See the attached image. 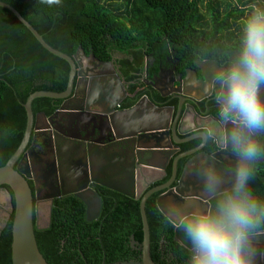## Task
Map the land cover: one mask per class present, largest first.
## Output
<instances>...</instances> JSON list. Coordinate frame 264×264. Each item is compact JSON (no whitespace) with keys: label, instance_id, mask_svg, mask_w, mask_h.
Wrapping results in <instances>:
<instances>
[{"label":"trees","instance_id":"16d2710c","mask_svg":"<svg viewBox=\"0 0 264 264\" xmlns=\"http://www.w3.org/2000/svg\"><path fill=\"white\" fill-rule=\"evenodd\" d=\"M1 1L12 6L48 45L68 56L78 47L101 61L116 53V65L126 81L143 71L145 57H163L169 47L191 65L194 58L211 60L213 51L233 45L238 38L249 7L238 4L264 5L257 0H237V4L232 0H61L49 7L41 0ZM69 69L66 61L44 49L12 12L0 6V167L21 142L27 97L35 91H64ZM134 89L129 85L128 93ZM137 96L124 105L133 104ZM60 103L38 97L31 109L34 115L42 112L48 117ZM211 113L215 114L214 106ZM196 146L193 140L180 148L185 152ZM185 161H179L177 177ZM251 186L264 197V161L257 165ZM156 197L151 195L145 203L150 256L156 264H186L188 245L181 233L178 239L179 232L162 222ZM101 205L98 218L87 221L85 206L77 197L54 198L48 227L34 226L38 249L49 264L140 261V250L130 244V236L138 247L143 239L139 199L110 191L102 195ZM12 217L13 213L0 231V264H11Z\"/></svg>","mask_w":264,"mask_h":264},{"label":"clouds","instance_id":"9594fccd","mask_svg":"<svg viewBox=\"0 0 264 264\" xmlns=\"http://www.w3.org/2000/svg\"><path fill=\"white\" fill-rule=\"evenodd\" d=\"M211 60L215 114L181 121L205 149L192 158L202 198L166 201L162 222L182 234L186 264H255L254 237L264 233V197L251 186L264 161V5H249L236 42L213 51ZM207 148L227 152L231 166L222 170Z\"/></svg>","mask_w":264,"mask_h":264},{"label":"water","instance_id":"95a60500","mask_svg":"<svg viewBox=\"0 0 264 264\" xmlns=\"http://www.w3.org/2000/svg\"><path fill=\"white\" fill-rule=\"evenodd\" d=\"M0 6L12 12L15 17L32 33V35L44 49H46L52 55L66 61L70 67L68 83L64 91L58 93L50 91H35L27 97L24 103V109L26 113V126L21 142L13 155L6 161L3 166L0 167V186H8L11 190L10 194L9 191L5 188V191L8 195V203L6 205V209H8L10 212L7 214L6 219H4L3 223H1L0 225L1 231L5 226V221L9 218L10 214L13 213L10 245L11 264H49L38 249L34 233V226L37 229L48 227L50 223L51 204L54 197L60 195V192H62L63 195L74 194V196L77 197L85 206L86 220L92 221L99 216L101 210V197L93 190V187H95L96 184H101L113 191L120 192L122 194L126 193L124 190L116 188V185H110L104 182L101 183V181L94 178V173L92 169H90V165L89 168L85 167V169H82L80 166L79 170L78 168H76L75 162L73 164V168L71 169L69 178L66 179V177H63L60 179L61 183H73L74 187L63 189L60 192H57L55 190V193L48 196V202L50 205H48L46 208L47 215L45 216L44 223V218L41 219L39 213L37 215L35 203L37 200H39V191L36 190L35 195L32 194V190L27 182L29 175L25 167L24 151L30 141L34 143V140L36 136L39 135L40 130L51 128L54 123L61 125L59 120H57L58 115H61V118H64V121H62V123L65 125H61V127H70L68 125L75 124L86 126L90 124L88 121H86L87 119L85 117L91 116L89 110L90 104L88 102V97H86L87 94L85 95L77 93L81 78L86 76V69L84 68L83 60L89 57L83 52L81 47L77 48L75 54L72 57L51 47L45 42V40L36 31V29L31 24H29L12 6L5 2H2L1 0ZM90 59L97 60L92 54L90 55ZM103 64H105V62H103ZM197 65H200V69H204V65L213 72L214 64L212 60L197 61ZM82 68H84V73H82ZM93 75L97 77V74ZM204 81L205 80H203L202 82ZM203 85L204 89H207L206 92H208V83ZM201 88L203 89V87ZM79 95L84 96V98L81 99L82 97H79ZM38 97L62 100V103L59 105L58 110L55 111L52 115L47 117L44 113H40L41 119L45 122H41L40 124L37 122V116L33 114L31 109L32 101ZM204 97H195L196 99H193V101L198 102ZM73 100H75L76 102H81L82 105L78 107L70 106L69 102H72ZM181 101L182 98L180 99V102ZM147 102H149V100L146 96H144L142 97L140 102L136 103L132 107L126 109H116L119 104V100H114L110 103L105 112L108 117V123L111 127V136L114 140L113 143L117 142L121 144L128 142V145H126V147L124 145L122 146V154H127V156L129 157L133 156V158L129 159V162L135 165L136 170L135 172L130 174L128 172L126 174V177L128 176L131 180V188L133 187L132 185L136 184V189H134L136 195L134 198L139 199V211L141 216L143 234V239L139 244V247L133 236H130L131 246L135 249L137 248L140 250V261L130 260L113 264H156L150 256L149 226L145 214V203L152 193L163 190L166 191L165 193H161L156 201V206L160 212L162 205L166 201H182L185 199L200 200L202 198L200 193L199 180L193 168L192 159L193 157L199 159L198 152H202V149L197 146L194 149L181 153L170 160V157L171 155H173L174 150L172 149V144H170L169 136L165 131V128L170 121L171 110H169L167 107H159L151 103V115H149V117H144L140 114V109H142ZM83 104H85V109H83L82 107ZM192 111L193 113L195 112L193 108ZM193 113L191 114L193 115ZM79 114L81 115L82 119L78 120L76 116ZM194 114L196 115V113ZM179 115L180 112H178L177 116L175 117V122L172 126L171 138L173 142H175L174 144L184 143L193 138H197L195 135H192L183 140L179 139L178 134H188V132L182 133L180 131L181 123H179L178 127L176 125V121H178ZM197 117L202 118L199 115H197ZM210 117L212 116L210 115ZM146 124H148V126H146ZM92 127L95 132L99 131L96 125H92ZM117 128L123 129V132L117 134ZM64 138L65 144L60 148V151L62 153H65V155H69L75 158L76 160H78L79 158V160L87 161L88 156L92 155L93 157L94 155L99 154L100 149L104 147V143H102L103 141L97 142L96 140H82L68 134H66ZM74 143H79V146L76 145L74 146V148L72 146L74 145ZM130 149H133V154L131 153ZM109 153L112 158L116 156L115 152ZM218 154L216 152L208 155L221 168L224 163L216 159V155ZM192 155L193 157L189 161H187V163H185L182 175L177 177L178 160ZM169 163H171L169 180L166 183L158 185L145 192V188L149 187L151 183L167 176L166 167ZM102 176H104V174H102ZM174 183L175 185L172 186V184ZM187 186H191L194 191L189 193L185 192V189L188 188ZM6 193L3 194L6 195ZM34 211L35 222L33 220ZM44 212L45 210L43 209L42 214H44ZM40 219L42 222L40 221ZM180 237L181 234L178 233L177 238L180 239ZM254 243L256 248L255 264H264V233H260L256 237H254ZM102 264L105 263L102 262Z\"/></svg>","mask_w":264,"mask_h":264},{"label":"flooded vegetation","instance_id":"af4514ba","mask_svg":"<svg viewBox=\"0 0 264 264\" xmlns=\"http://www.w3.org/2000/svg\"><path fill=\"white\" fill-rule=\"evenodd\" d=\"M90 55L91 54H87L89 58L83 60L84 63L88 62V64L84 66L86 69V76L81 78L77 89V93L85 95L87 94L86 97H88V102L90 104L89 110L91 116H84L87 119L86 121H88L90 124L86 126L75 124L68 125L70 127H61V125H65L62 123L64 118H61V115H58L57 120H59L61 125L54 123L51 128L40 130V133L36 136L34 143L30 141L24 151L25 167L29 175L27 182L32 190V194L35 195V191H39V200H37L36 203L34 200V203L37 215L39 213L41 219H43L42 211L44 209V205H50L48 202V196L50 194L55 193V190L60 192L63 189L74 187L73 183H61L60 179L63 177H66V179L69 178L71 169L73 168V164L75 162V166L79 170L80 166L82 169H85V167L89 168L90 165V169H92L94 173V178L101 181V183L104 182L110 185H116V188L125 191L126 194L123 195L129 196L131 198L135 197L136 194L134 189H136V184L133 183L134 185H132L133 187L131 188V180L128 176L126 177L128 172L130 174L136 170L135 165L129 162V159L133 158V156L129 157L127 154H122V146L124 145L126 147L128 142L121 144L117 142L113 143L114 140L111 136V127L108 123L107 114L105 113L110 103L114 100H119V104L116 109H126L140 102L142 97L146 96L149 102H147L143 108L140 109V114L144 117H149V115H151V103L159 107H167L169 110H171L170 121L165 128V131L169 136L170 144H172V149L174 150L170 160L179 154L184 153L181 151V144L197 140V138H193L184 143L174 144L175 142H173L171 138V133L172 126L175 122V117L177 116L178 112H180V115L178 117V121H176L177 127L185 115L193 113L192 108L195 111L194 113H196V115L193 113L194 117H197V115L201 116L202 118H210V115L214 116L213 113H211V107L214 106L212 93L210 89L208 92H206L207 89H204L203 85L208 83L212 71H210L209 68L205 67L204 65V69H200V65H197V61H207V59L194 58L191 65L185 60L182 62L181 59H178L177 54L173 53V50L169 47V49L166 48V53L163 57H159L158 59L145 57L143 71L139 72V74L136 75L134 79L126 81L121 75L119 67L116 65V60L118 58L116 53L109 61H101L98 59L92 60L90 59ZM103 62H105V64H103ZM84 68H82V73H84ZM93 74H97V77ZM203 80L205 81L202 82ZM129 85L135 86L134 91L130 94L127 90ZM201 87H203V89ZM142 91H144V93L137 96V94ZM135 96L138 98L135 99L133 104L129 106L124 105L125 100H127L129 97ZM79 97H82L81 99L84 98V96L80 95ZM195 97L204 98L198 102H195L193 101V99H196ZM181 98L182 101L180 102ZM69 103L70 106L76 107L82 105L81 102H76L75 100ZM59 105L52 112V114L58 110ZM84 106L85 104L82 106L83 109H85ZM40 113L42 112L35 114L37 116V122L39 124L41 122L45 123L41 119ZM76 118L78 120L82 119L80 114L77 115ZM92 125H96L99 131L95 132ZM146 126H148V124H146ZM180 131L182 133L188 132V134H178V137L181 140L195 135L194 132L183 130L181 126ZM122 132L123 129H116L117 134ZM66 134L72 135L82 140H96L97 142L103 141L102 143H104V147L100 149L99 154H96L93 157L92 155L88 156L87 161L79 160V158L76 160L75 158L65 155V153L60 151V148L65 144L64 137ZM78 144L79 143H74L72 146L74 147ZM192 149L194 148H191L187 151ZM130 150L133 154V149ZM201 151L203 152L205 149H202ZM206 151L208 154H213L216 152L217 154L220 153L216 155V159L224 163V165L221 167L222 170H227L231 166L232 158L227 152L215 150L213 148H207ZM109 152H115L116 156L112 158L109 155ZM192 157L193 155L186 157L185 163H187V161H189ZM179 161L180 160H178L177 171L179 167ZM184 166L182 167L179 176L182 175ZM170 172L171 163H169L166 167V173L169 177ZM102 174H104V176H102ZM165 177H162L160 180L151 183L149 187L145 188L146 190L144 189L145 192L158 185L166 183L169 180V177L165 181H162ZM174 185L175 183L172 184V186ZM187 187L188 188L185 189V192L189 193L194 191L191 186ZM93 190L100 195L101 203L102 195H104L105 192H116L101 184H96L95 187H93ZM0 192L6 193L4 186H0ZM165 192L166 191L164 190L157 191L151 195L157 194V201L158 196ZM59 194L60 195L54 198L69 195H63L62 192ZM7 196L8 195L6 193V197ZM9 212L10 211L7 209L6 216ZM6 216L4 219H6Z\"/></svg>","mask_w":264,"mask_h":264},{"label":"rangeland","instance_id":"374dc122","mask_svg":"<svg viewBox=\"0 0 264 264\" xmlns=\"http://www.w3.org/2000/svg\"><path fill=\"white\" fill-rule=\"evenodd\" d=\"M232 1H234L236 4L238 3L237 0H232ZM257 1H260V2L264 3V0H257ZM249 5L250 4H247V3L246 4H243V5L238 4V7H240V8L241 7L247 8ZM200 11L203 12V13H205V9L202 8V7L200 8ZM220 11H221V14H222V6L220 8ZM87 64H88V62L84 63V66L87 65ZM7 203H8V198L6 197V195H4L3 193L0 192V225H1V223H3V220H4V218L6 216V213H7V209H6ZM46 208H47V206L44 205L45 212L43 214V218H45V216L47 215L46 214ZM43 220H44L43 221V223H44L45 222V219H43ZM40 221H41V219H40Z\"/></svg>","mask_w":264,"mask_h":264}]
</instances>
